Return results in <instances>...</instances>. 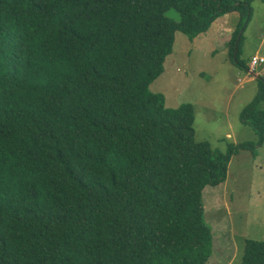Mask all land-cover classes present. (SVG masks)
<instances>
[{"label":"trees","instance_id":"obj_1","mask_svg":"<svg viewBox=\"0 0 264 264\" xmlns=\"http://www.w3.org/2000/svg\"><path fill=\"white\" fill-rule=\"evenodd\" d=\"M252 1L0 0V264L209 263L203 192L264 145V79L239 112L257 142L225 153L196 141L191 103L150 86L177 33L193 42L231 13L246 68ZM240 264H264V242Z\"/></svg>","mask_w":264,"mask_h":264},{"label":"rangeland","instance_id":"obj_2","mask_svg":"<svg viewBox=\"0 0 264 264\" xmlns=\"http://www.w3.org/2000/svg\"><path fill=\"white\" fill-rule=\"evenodd\" d=\"M251 8L240 54L246 68L229 58L230 37L240 22L238 13H231L193 42L177 33L164 73L150 86L165 95L168 107L191 103L196 141H208L221 153L229 145L257 142L252 128L239 120L242 107L257 94L258 77L264 79V64L248 73L253 57L264 58V0H253ZM168 15L180 21L178 11ZM256 152L257 157L247 150L232 156L226 181L203 192L205 220L213 234L208 264H240L245 241L264 242V145Z\"/></svg>","mask_w":264,"mask_h":264},{"label":"built area","instance_id":"obj_3","mask_svg":"<svg viewBox=\"0 0 264 264\" xmlns=\"http://www.w3.org/2000/svg\"><path fill=\"white\" fill-rule=\"evenodd\" d=\"M262 64H264V58H260L259 56L253 57L249 63L248 73L253 74V72H255L256 68ZM255 77H257V76L255 75Z\"/></svg>","mask_w":264,"mask_h":264},{"label":"crops","instance_id":"obj_4","mask_svg":"<svg viewBox=\"0 0 264 264\" xmlns=\"http://www.w3.org/2000/svg\"><path fill=\"white\" fill-rule=\"evenodd\" d=\"M262 71H264V67L261 69ZM230 164V163H229Z\"/></svg>","mask_w":264,"mask_h":264}]
</instances>
